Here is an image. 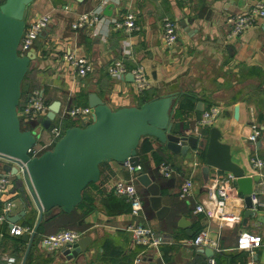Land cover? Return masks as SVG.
Instances as JSON below:
<instances>
[{"label":"crops","instance_id":"1","mask_svg":"<svg viewBox=\"0 0 264 264\" xmlns=\"http://www.w3.org/2000/svg\"><path fill=\"white\" fill-rule=\"evenodd\" d=\"M102 1L35 0L28 7L25 25L45 13L51 14L52 23L34 43V67L28 72L27 80L22 81L19 102L22 104L32 89H38L48 105L59 101L60 109L66 104L88 106V94L95 93L115 110L138 106L144 99L171 93L176 98L171 103L175 131L194 136L197 143L182 154L172 152L151 137L153 152L146 154L149 172L132 171L127 164L115 161L106 162L98 182L83 191L78 207L70 213L55 208L50 217H43L24 264H149L143 261L144 257L151 258L154 264H209L208 258L197 255L199 248L185 249L180 244L188 237L178 226L180 219H184L193 233L198 226L207 230L219 248L213 256L218 264H228V256H234L237 264H264V246L237 249L242 231L259 233L264 242V222L262 218L258 220V216L264 217V207L255 206L256 216L244 222V196L235 181L234 191L223 205V210L233 219H221L219 206L205 200L204 193L217 171L210 168L208 180L203 179L204 145H199L206 141L209 128L216 127L222 135L221 141L230 146L232 161L252 178L257 201L264 203V171L258 175L249 163L254 150L264 158V19L240 36L227 38V20L248 11L258 0H104L106 4L97 24L71 29L80 14L96 9ZM128 12L134 13L138 27L130 34L115 29L112 24ZM167 16L178 23V40L171 48L165 47L162 41L161 22ZM181 23L187 26L186 30ZM68 51L88 56L93 68L86 77H79L62 60L61 55ZM118 59H123L128 69L120 77L108 71ZM135 63L143 67L148 81V86L140 92L136 91L129 71ZM185 98L190 103L182 110L179 103ZM211 106H218L220 114L210 127L200 129L197 136L193 131L195 122ZM253 122L262 128L259 149L247 140ZM46 133L45 137L41 134L40 143L46 141ZM159 158L169 163L176 173L169 178L162 177L158 171ZM142 173L158 185L162 206L168 207L163 214L157 215L151 207V194L138 182L137 176ZM185 177H192L195 190L191 197L181 199L178 188ZM117 180L134 183L143 201L144 217L133 216L125 199L115 194L112 186ZM11 189L9 185V193ZM11 196L14 198L17 194ZM201 202L205 211L198 213L195 207ZM1 206L2 201L0 209ZM22 210L19 202L11 215ZM37 218L38 210L31 207L19 223L29 221L35 225ZM72 222L75 227L68 224ZM139 223L156 235L172 240L173 244L159 248L135 245L127 227ZM60 229L81 230L82 237H90L85 251L71 259L59 251L46 252L41 236ZM26 248L22 236H11L7 223L0 224V264H7L4 257H12L15 264H22Z\"/></svg>","mask_w":264,"mask_h":264},{"label":"water","instance_id":"2","mask_svg":"<svg viewBox=\"0 0 264 264\" xmlns=\"http://www.w3.org/2000/svg\"><path fill=\"white\" fill-rule=\"evenodd\" d=\"M34 1L5 0L0 5V153L19 158L25 163L22 176L16 174V168L2 166L4 171L15 174V185L10 193L17 194L16 198L23 206L22 211L6 218L8 228L21 221L28 208L35 207L38 210L33 233L22 235V240L27 243L22 264L25 263L43 217H50L55 208L65 213L72 212L82 201L86 187L100 179V165L103 162L128 164L134 171H139L137 148L142 137H153L172 152L182 154L197 143L194 136L175 131L171 121V103L176 98L171 93L154 97L140 106H125L115 110L95 93H90L88 106L93 110L90 122L84 126L66 128L51 149L30 157L27 150L40 139L43 130H48L60 109L59 101L51 102L39 125L32 130L21 129L17 115L21 84L34 67L36 55L34 49L23 56L19 55L18 45L25 27L26 11ZM180 25L187 29L182 23ZM196 108L201 111V108ZM221 139L220 131L212 126L206 141L199 143L204 145L202 176L207 181L210 168H214L230 172L236 177L238 191L244 196L245 222L248 217L256 216L251 198L253 180L232 161L230 146ZM183 142L187 144H181ZM260 145V141L256 142V149ZM137 180L151 194L149 200L157 215L168 210V207L162 206L158 185L151 181L148 174H139ZM261 218L264 222V217L258 216V220ZM178 226L186 236H193V231L184 219H180ZM90 240L88 236L81 237L58 251L66 259L76 258L85 251ZM196 251L197 255L204 258L214 256L213 249L209 247ZM143 261L154 264L148 257H144Z\"/></svg>","mask_w":264,"mask_h":264},{"label":"built area","instance_id":"3","mask_svg":"<svg viewBox=\"0 0 264 264\" xmlns=\"http://www.w3.org/2000/svg\"><path fill=\"white\" fill-rule=\"evenodd\" d=\"M105 4L106 1L103 0L101 5L96 9L80 14L76 21L71 24V29L79 30L85 27H92L97 24L99 22L103 5ZM261 19H264V0H258L248 11L234 15L227 20V24L229 26L227 38L233 39L240 36L245 31L253 28L255 23ZM51 23V14L45 13L37 17L33 22L26 24L18 45V54L23 56L33 49L35 41L38 39L42 31L45 30ZM112 24L115 29L124 30L126 34H130L133 31L138 30V27L135 24V15L132 12H128L121 20L113 21ZM161 29L163 44L167 48L173 47L178 40V23L176 20L168 16L164 17L161 22ZM61 58L75 70V73L79 77H86L92 71V63L85 54L68 51L64 52L61 55ZM127 70L128 69L123 59L113 61L108 69L109 73L116 77L123 76ZM129 71L133 75V84L136 91H143L148 86L147 77L143 67L138 63H135V66ZM47 111L48 105L46 104L42 93L38 89H32L26 95L24 102L22 104L20 102L18 103L17 115L20 125H34V127L39 125L44 119ZM219 114L220 108L218 106H211L202 111L200 118L195 122L193 129L194 134L200 136V129L210 127ZM92 115L93 110L89 106L64 105L61 109H59L55 119L51 123L48 130H46L48 132L46 141L40 143L41 139L37 140L27 150L28 155L30 157H36L53 147L55 142L62 137L69 121L73 120L76 126H84L90 122ZM261 135L262 128L259 124L255 122L251 123L250 133L247 137L248 142L255 146ZM249 163L251 168L261 176L264 171V158L260 157L254 150V152L250 155ZM3 165L16 168V174L22 176L25 163L14 156L0 153V201H2L0 209V224L7 223L6 218L12 214L14 209L17 208L19 204L18 198H13L8 192V186L11 184V180L15 178V174H12L10 171H4L2 169ZM128 167L130 170H134V168L129 165ZM158 171L160 175L165 178H169L176 173V170L167 162H161L158 166ZM216 171L217 172L214 173V176L210 180L204 193L205 200L219 206L218 212H220L221 219H233L230 213H226L223 210V205L227 202V199L234 191L236 177L230 172ZM259 185H262V183L259 182ZM112 188L115 194L123 197L129 204L130 213L133 216L144 217L143 201L132 181L117 180L113 183ZM178 189V196L181 199L191 197L195 190V182L192 177L183 178ZM251 198L254 209H256L255 206L257 205L258 207H264L263 202L257 201L253 189ZM195 211L198 213L205 211L204 202L196 205ZM33 230L34 225L16 222L8 228V233L14 237H21L23 234H32ZM127 230L131 233L133 243L135 245L159 248L163 244H173L172 240L161 235H156L151 228L143 226L141 223L130 225L127 227ZM82 236L83 232L77 229H60L54 233L42 235L40 241L42 248L46 252L50 253L58 251L61 247L67 244L74 243ZM180 244L183 248L191 250L206 247L213 249L214 252L219 250L217 242L208 235V232L205 229H202L192 237L182 239ZM259 246H264L262 236L259 233L242 231L239 234L237 249L251 250ZM4 260L7 264H15V259L12 257H4ZM137 261L139 262L140 259H137ZM208 263L215 264L214 258H209Z\"/></svg>","mask_w":264,"mask_h":264},{"label":"trees","instance_id":"4","mask_svg":"<svg viewBox=\"0 0 264 264\" xmlns=\"http://www.w3.org/2000/svg\"><path fill=\"white\" fill-rule=\"evenodd\" d=\"M4 1L5 0H0V5L1 4H3L4 3ZM28 74V73H27ZM25 75V77H24V79H23V81H25V80H27V78H28V75ZM150 99H152V98H147V99H144L138 106H140V105H142L144 102H146V101H148V100H150ZM190 103V100L189 99H187V98H185V99H183L182 101H180V103H179V108L180 109H182V110H184L185 108H187L188 107V104ZM46 104H47V102H46ZM48 105V104H47ZM192 107V103H191V105H190V108ZM72 126H76V124L75 123H69V124H67L66 125V128H68V127H72ZM33 127H34V125H23V124H21V129H23V130H25V129H33ZM150 138L151 137H142V139L140 140V142H139V145H138V148H137V154H138V156H139V164H140V169H141V171L142 172H149V169H148V167H147V165H146V154H147V152H149V151H152L153 152V149H152V142H151V140H150ZM153 139H155V138H153ZM52 148V147H51ZM50 148V149H51ZM160 162H162V159H158V162H157V164H159ZM104 164H106V162H103L101 165H100V171H101V169H102V167H103V165ZM103 177V176H102ZM94 183H91V184H89L87 187H89V186H91V185H93ZM79 205H80V203H79ZM78 205V206H79ZM129 205V204H128ZM77 206V207H78ZM130 207V206H129ZM198 219H199V217H198ZM197 219V220H198ZM24 223H28V224H30L29 223V221H26V222H24ZM23 223V224H24ZM32 225V224H31ZM202 230V228H201V226H198L197 228H195V230H194V234H193V236L194 235H196L199 231H201ZM228 264H231V263H234V261H235V257L234 256H228ZM215 264H218V260H217V258L215 259Z\"/></svg>","mask_w":264,"mask_h":264},{"label":"rangeland","instance_id":"5","mask_svg":"<svg viewBox=\"0 0 264 264\" xmlns=\"http://www.w3.org/2000/svg\"><path fill=\"white\" fill-rule=\"evenodd\" d=\"M41 134H42V136L43 137H45L46 136V130H43L42 132H41ZM15 181H16V178H14V179H12L11 180V184H10V187H13L14 185H15ZM22 220V219H21ZM21 222V221H20ZM22 223H24V222H22ZM21 223V224H22ZM68 224H72L73 225V227H75V222H72V223H68ZM81 231V230H80ZM83 235H84V233H83Z\"/></svg>","mask_w":264,"mask_h":264}]
</instances>
